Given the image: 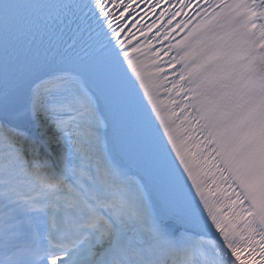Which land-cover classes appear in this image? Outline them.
<instances>
[{
	"label": "snow or ice",
	"instance_id": "obj_1",
	"mask_svg": "<svg viewBox=\"0 0 264 264\" xmlns=\"http://www.w3.org/2000/svg\"><path fill=\"white\" fill-rule=\"evenodd\" d=\"M0 264H264V0H0Z\"/></svg>",
	"mask_w": 264,
	"mask_h": 264
}]
</instances>
